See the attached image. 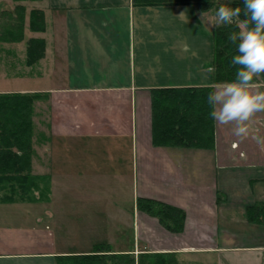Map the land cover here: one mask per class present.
<instances>
[{
    "label": "crops",
    "instance_id": "crops-1",
    "mask_svg": "<svg viewBox=\"0 0 264 264\" xmlns=\"http://www.w3.org/2000/svg\"><path fill=\"white\" fill-rule=\"evenodd\" d=\"M17 4L44 11L46 31L30 32L29 39L44 38L46 52L21 74L0 66V76L26 80L0 87V94L38 95L32 171L46 195L0 198V264H58L99 243L136 257L175 253L179 264H264V218L252 220L247 212L264 205V144L251 146L253 133L263 137L264 113L243 140L231 125L216 123L213 149L153 140L154 91L218 83L216 27L201 21L212 9L0 0V10ZM139 197L183 209L184 230L171 232L141 211ZM109 220L116 247L93 238L102 236L94 225Z\"/></svg>",
    "mask_w": 264,
    "mask_h": 264
},
{
    "label": "trees",
    "instance_id": "trees-1",
    "mask_svg": "<svg viewBox=\"0 0 264 264\" xmlns=\"http://www.w3.org/2000/svg\"><path fill=\"white\" fill-rule=\"evenodd\" d=\"M133 2L136 5L200 3L204 11L215 5L214 0H133ZM243 4L244 1H234L232 7L243 8ZM25 12L26 7L24 5H16L14 11L10 14L16 17L17 25L14 26L15 29L10 28L7 30L5 27L3 33L6 37L4 39H9L8 41H21L23 39ZM240 18H245L243 12ZM30 24L33 31H44L46 29L44 11L33 9ZM233 31H238L235 25H225L214 30V73L215 81L218 83L230 82L235 79L236 68L231 65V60L234 55L238 54L237 44H233L228 40L229 34ZM45 52V39L31 38L27 46V64L34 65L45 56ZM210 91H213L212 86L170 88L154 91V144L158 146L215 148L216 122L209 115L211 109L207 102ZM37 98V94H0V186L5 180L24 181L28 179V176L30 177L33 156V100ZM6 174L11 176L8 177ZM31 184L34 185L35 182L32 181ZM22 185L24 186L25 182ZM38 185L41 190L39 182ZM23 188L24 191L29 190L25 186ZM3 198L16 199V197ZM18 198L22 200L30 199L28 197ZM138 207L141 211L156 217L169 231L179 233L184 230L186 213L183 209L147 197L138 198ZM247 212L252 220H260L259 218H264V205L249 207ZM112 252L108 243H99L94 245L91 253L61 256L58 264H114L111 260L116 262L125 261L129 264L136 263L135 255ZM139 257L142 258L140 264H145L147 259L151 260L150 264L179 263L175 253H140Z\"/></svg>",
    "mask_w": 264,
    "mask_h": 264
},
{
    "label": "clouds",
    "instance_id": "clouds-1",
    "mask_svg": "<svg viewBox=\"0 0 264 264\" xmlns=\"http://www.w3.org/2000/svg\"><path fill=\"white\" fill-rule=\"evenodd\" d=\"M242 12L244 19L240 18ZM201 21L217 28L235 24L238 29L228 36L237 44L238 54L231 60L235 79L214 84L207 102L209 115L218 125H231L234 136L246 139L253 119L264 113V0H244L243 8L219 4L213 15L202 13ZM252 139L264 144V137Z\"/></svg>",
    "mask_w": 264,
    "mask_h": 264
},
{
    "label": "rangeland",
    "instance_id": "rangeland-1",
    "mask_svg": "<svg viewBox=\"0 0 264 264\" xmlns=\"http://www.w3.org/2000/svg\"><path fill=\"white\" fill-rule=\"evenodd\" d=\"M30 1V0H29ZM215 1V5L211 8L212 9V13L214 14L216 8L219 6V4H226L229 7H232V2L233 0H214ZM16 5L13 7L12 10H0V66L3 67H7L6 70L9 71V69L12 72H15L17 74H21L22 70L25 68L27 64V49H26V57H25V43L29 44V35L31 34L30 32H32L33 36H34V32L31 29V24H30V19H31V11H26L25 12V21L23 23V39L21 41H8L9 39H4L6 36L3 33L5 30V27L8 29H15L14 26L17 25L16 23V17L10 13H12L15 9ZM27 10V9H26ZM210 10V9H209ZM208 10V11H209ZM11 11V12H10ZM10 12V13H8ZM28 15V16H27ZM28 19H27V18ZM45 25H46V29H47V23H46V16H45ZM235 25V24H233ZM217 28V27H216ZM215 28V29H216ZM46 29L44 31H39V32H45ZM214 29V30H215ZM10 36V35H9ZM7 40V41H6ZM10 65H12V67H10ZM12 74L14 77L13 78H5L4 76H0V87L6 86L9 88H15L18 86H21L25 80V78L23 79V75L17 77L16 75ZM32 74H34L33 76H36V70H34L32 72ZM27 74L24 75V77H26ZM11 79V80H10ZM36 79H34L35 81ZM31 85H35V83L31 80ZM262 90H264V88H262ZM36 99L33 100V104L35 105ZM34 116V115H33ZM34 122V121H33ZM254 128V132H255V127ZM33 128H32V132H33ZM263 133V132H262ZM258 133H253L252 136H257ZM263 137H264V133H263ZM256 144V141L254 139H251V146L253 147ZM8 177H10L11 175L6 174ZM28 175V174H27ZM22 177V176H21ZM27 180H5L1 186H0V197H5V198H12V197H28L30 198V200L33 199H37L40 197H44L46 195V193L43 191V188L40 190L38 188V179L36 180V174L33 173V171L30 174V177H27ZM34 181L35 184L32 185L31 182ZM25 182V187L29 188V190L27 189V191H24V186L22 185ZM23 186V187H22ZM2 187V189H1ZM23 192H27V193H23ZM39 196V197H38ZM100 231V233H102L101 235H93L94 240H102L104 238H107L108 240H110L114 246L116 247V243H115V221H102V224L100 227H95L94 225V231ZM106 236V237H103ZM110 245V244H109ZM111 253V252H110ZM113 253V252H112ZM115 253V252H114ZM139 257V256H138ZM136 257V263L135 264H140V261L142 263V258L140 259V257L138 258ZM109 260V258H108ZM145 264H150L151 260H145ZM112 263L114 264H129L128 262L125 261H115V260H111ZM66 264V263H65ZM179 264V263H178Z\"/></svg>",
    "mask_w": 264,
    "mask_h": 264
}]
</instances>
